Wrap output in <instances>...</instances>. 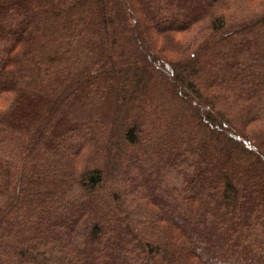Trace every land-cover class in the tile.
<instances>
[{
  "label": "trees",
  "instance_id": "obj_1",
  "mask_svg": "<svg viewBox=\"0 0 264 264\" xmlns=\"http://www.w3.org/2000/svg\"><path fill=\"white\" fill-rule=\"evenodd\" d=\"M0 182V264H264V0H0Z\"/></svg>",
  "mask_w": 264,
  "mask_h": 264
},
{
  "label": "bare ground",
  "instance_id": "obj_2",
  "mask_svg": "<svg viewBox=\"0 0 264 264\" xmlns=\"http://www.w3.org/2000/svg\"><path fill=\"white\" fill-rule=\"evenodd\" d=\"M52 27H54V26H52ZM57 27V26H56ZM162 28V27H161ZM54 29V28H53ZM46 31V30H45ZM44 37H45V33H44ZM48 37V36H47ZM53 39H54V37H52ZM27 40V39H26ZM25 40V41H26ZM71 40V39H70ZM64 41H65V39H64ZM72 41V40H71ZM27 42V41H26ZM48 42V41H47ZM46 42V43H47ZM51 43V42H50ZM44 46H47V45H44ZM22 48H23V46H22ZM42 48V47H41ZM38 51V50H37ZM16 53V52H15ZM65 55V54H64ZM64 58V57H63ZM90 73V72H89ZM38 81H39V79H38ZM40 92V91H39ZM4 93V92H3ZM12 98V97H11ZM36 98H38V97H36ZM107 100V99H106ZM242 124V123H241ZM10 130V129H9ZM8 130V131H9ZM107 137V136H106ZM47 143V142H46ZM101 147V146H100ZM169 156V155H168ZM130 157V156H129ZM132 157V156H131ZM129 161V160H128ZM79 164V163H78ZM176 164V163H175ZM74 165V164H73ZM170 165V164H169ZM1 171H2V169H1ZM202 172V171H201ZM207 172V171H206ZM202 174V173H201ZM210 174V173H209ZM205 176V175H204ZM196 177V176H195ZM3 178V177H2ZM32 178V177H31ZM155 178V177H154ZM160 178V177H159ZM37 179V178H36ZM153 179V178H152ZM196 179V178H195ZM1 183V182H0ZM47 183V182H46ZM200 183V182H199ZM202 185V184H201ZM40 186H42V185H40ZM48 186V185H47ZM63 187V186H62ZM170 190V189H169ZM169 192V191H168ZM62 193V192H61ZM172 201V200H171ZM179 203V202H178ZM183 204V203H182ZM146 206V205H145ZM188 207V206H187ZM201 207V206H200ZM185 208V207H184ZM192 210V209H191ZM183 214V213H182ZM192 214V213H191ZM190 216V215H189ZM194 216V215H193ZM212 216V215H211ZM210 218V217H209ZM186 219V218H185ZM158 225V224H157ZM203 227V226H202ZM201 227V228H202ZM161 228V227H160ZM167 230H169V229H167ZM200 231V230H199ZM161 232H163V231H161ZM216 233V232H215ZM212 235V234H211ZM213 236V235H212ZM163 237H164V235H163ZM168 237V236H167ZM219 237V236H218ZM222 238V237H221ZM169 239V238H168ZM181 249V248H180ZM187 251V250H186ZM185 250H184V252H186ZM189 251V250H188ZM179 252V251H178ZM188 253V252H187ZM179 254H181V253H179ZM180 256V255H179ZM178 258V257H177ZM186 258H188V257H186ZM185 259V258H184ZM102 261H104V259L102 260Z\"/></svg>",
  "mask_w": 264,
  "mask_h": 264
}]
</instances>
